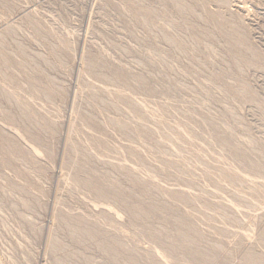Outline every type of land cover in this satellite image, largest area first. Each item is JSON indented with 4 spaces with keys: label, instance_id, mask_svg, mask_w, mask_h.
<instances>
[{
    "label": "rangeland",
    "instance_id": "obj_1",
    "mask_svg": "<svg viewBox=\"0 0 264 264\" xmlns=\"http://www.w3.org/2000/svg\"><path fill=\"white\" fill-rule=\"evenodd\" d=\"M0 35V264L264 255V0H0Z\"/></svg>",
    "mask_w": 264,
    "mask_h": 264
},
{
    "label": "bare ground",
    "instance_id": "obj_2",
    "mask_svg": "<svg viewBox=\"0 0 264 264\" xmlns=\"http://www.w3.org/2000/svg\"><path fill=\"white\" fill-rule=\"evenodd\" d=\"M135 7V6H134ZM181 8V7H180ZM130 9V8H129ZM188 10V9H187ZM190 11V10H189ZM191 11H192V9H191ZM209 18V17H208ZM28 19V18H27ZM29 20V19H28ZM227 24V23H226ZM190 27V26H189ZM169 35V34H168ZM1 36V35H0ZM235 36V35H234ZM192 37V36H191ZM229 38V37H228ZM235 38H236V36H235ZM234 37H233V39H235ZM169 40V39H168ZM230 40H231V38H230ZM236 40V39H235ZM232 41V40H231ZM238 41V40H237ZM173 43V42H172ZM239 43V42H238ZM236 44H237V42H236ZM84 48V47H83ZM86 58V57H85ZM84 58V59H85ZM93 63H90V67H91V69H93L94 67H93V65H92ZM1 68V67H0ZM35 75V74H34ZM99 76V75H98ZM110 77H111V75H110ZM124 77V76H123ZM39 78V77H38ZM112 79V78H111ZM136 79V78H135ZM138 80V79H137ZM114 81H119V78H114ZM139 81H142V80H139ZM138 82V81H137ZM40 83V82H39ZM123 82H121V84H122ZM140 83V82H139ZM120 84V85H121ZM141 84V83H140ZM125 85V84H124ZM111 86V85H110ZM35 87H36V85H35ZM114 88V87H113ZM118 88V87H117ZM121 88V87H120ZM110 89V88H109ZM111 91H112V89H111ZM128 91H130V90H128ZM113 92H115V91H113ZM127 92V91H126ZM112 93V92H111ZM112 94H114V93H112ZM116 94H119V97L120 98H124V94L125 95H127L126 93H125V91L123 92V89H120V90H118L117 92H116ZM78 95V94H77ZM134 95V94H133ZM79 99V98H78ZM133 98L132 97H130V100H132ZM128 100V99H127ZM139 100V99H138ZM116 101V100H115ZM117 103H119V102H117ZM146 102H144V104H145ZM152 105V104H151ZM71 106V105H70ZM145 106H147V104L145 105ZM72 107V106H71ZM70 108V107H69ZM145 108H147V107H145ZM143 110V109H142ZM144 111V110H143ZM108 117H110V115L108 116ZM111 117H113V116H111ZM118 118V117H117ZM117 118H111L110 120H111V122L114 124V125H116V127L117 128H119V131H120V128H122V130L124 129V130H126L127 128H129L128 129V134H126V135H128V136H132V132H131V125L130 124H126L125 122H123V121H120V118H119V120L117 119ZM69 119V118H68ZM166 120V119H165ZM41 122V121H40ZM72 122V121H71ZM92 122V121H91ZM165 123V122H164ZM110 124V123H109ZM108 125V124H107ZM109 126V125H108ZM136 126V125H135ZM39 128V127H38ZM87 128V127H86ZM181 128H182V126H181ZM112 129V128H111ZM188 129V128H187ZM113 130V129H112ZM140 130V129H139ZM58 133V132H57ZM115 133V132H114ZM127 133V132H126ZM186 133H188V132H186ZM200 134V133H199ZM188 136H189V134H188ZM205 136V135H204ZM129 138V137H128ZM130 139V138H129ZM128 140V139H127ZM163 140V139H162ZM110 141V140H109ZM131 141H132V139H131ZM25 142V141H24ZM133 142V141H132ZM26 143V142H25ZM86 144H88V143H86ZM69 145L70 146H72V147H74V148H77V144L74 142V139L72 140L71 138L69 139ZM98 145H100L99 147H103V142H98ZM117 145H119V144H117ZM33 147V146H32ZM68 148H70V147H68ZM130 150V149H129ZM173 150V149H172ZM38 151V150H37ZM66 151V150H65ZM73 151V150H72ZM94 151V150H93ZM100 152V151H99ZM127 153V152H126ZM259 153H260V151H259ZM77 154V153H76ZM131 154V153H130ZM67 155V154H66ZM253 155V154H252ZM75 156H77V155H75ZM80 156V155H79ZM136 157V156H135ZM160 157V156H159ZM84 158V157H83ZM87 158V157H86ZM132 158V157H131ZM40 159V158H39ZM80 159V158H79ZM78 159V160H79ZM73 160H76L74 157L72 158V161ZM84 160V159H83ZM183 160V159H182ZM248 160V159H247ZM80 161H81V159H80ZM75 162H77V161H75ZM159 163V162H158ZM78 164V163H77ZM137 164V163H136ZM253 165H257L258 167H260V170L259 171H264L263 169H262V166H260V165H258V164H253ZM69 167V166H68ZM72 167V166H71ZM77 167V166H76ZM62 168V167H61ZM103 169V168H102ZM28 171V170H27ZM104 171V170H103ZM129 172V171H128ZM82 173V172H81ZM87 173V172H86ZM130 173V172H129ZM142 173V172H141ZM208 175H211V173H207ZM261 174V173H260ZM66 175V174H65ZM147 175V174H146ZM74 176V175H73ZM148 177H149V175H148ZM127 178H128V176H127ZM132 178V177H131ZM78 179H81V178H78ZM83 180H84V182H83V184H86V185H89L90 184V180H92L91 178H89L87 175L86 176H83V178H82ZM134 179H137V176H135V178ZM264 179V178H263ZM129 180V179H128ZM133 180V179H132ZM146 180V179H145ZM262 180V179H261ZM78 183V182H77ZM130 183H132V182H130ZM146 183V182H145ZM79 184V183H78ZM260 185H262V184H260ZM109 186V185H108ZM107 186V187H108ZM193 189V188H192ZM107 191V190H106ZM107 193V192H106ZM118 195H119V193H118ZM156 197V196H155ZM155 199V198H154ZM153 200V199H152ZM156 200V199H155ZM61 201V200H60ZM154 201V200H153ZM56 204V203H55ZM62 205V204H61ZM107 205H108V203H107ZM221 205V204H220ZM224 205H225V203H224ZM202 207H204V206H202ZM109 208H112V207H109ZM206 209V208H205ZM198 210V209H197ZM196 210V211H197ZM209 210V209H208ZM218 210V209H217ZM227 210V209H226ZM230 210V209H229ZM243 211V210H242ZM225 212V211H224ZM138 213V212H137ZM226 213V212H225ZM56 214V213H55ZM54 214V215H55ZM144 214L145 213H139L138 214V217H140V218H142L143 216H144ZM222 214V213H221ZM228 214H231V213H228ZM191 215H192V213H191ZM225 215V214H224ZM220 216V215H219ZM225 216H223V218H224ZM54 218H56V217H54ZM220 218V217H219ZM261 219V218H260ZM241 220V219H240ZM56 221V220H55ZM215 221V220H214ZM63 222V221H62ZM178 222H180V224L181 223H185L182 219H180ZM55 224V222H53V225ZM183 225H185V224H183ZM237 225V224H236ZM78 225H76V227H77ZM240 226V225H239ZM74 227V226H73ZM191 227H193V226H191ZM247 228H248V226H247ZM89 229V228H88ZM192 230H194L193 228H191ZM226 229V228H225ZM249 229H250V227H249ZM199 231H200V229H198ZM223 230V229H222ZM242 230V229H241ZM211 231V230H210ZM224 231V230H223ZM88 232V231H87ZM101 232V231H100ZM104 232V231H103ZM102 232V233H103ZM122 232H124V231H122ZM169 232V231H168ZM225 232V231H224ZM187 233V234H186ZM72 234H74V233H72ZM198 235H200L199 233H198ZM246 234H244V236H245ZM176 237L178 236V237H180V239H181V241H180V239H179V241L180 242H182V245H183V242L184 243H186L189 247L187 248V251H188V253L189 254H192L194 257H195V260L196 261H198V260H206V261H213L214 260V258H213V254L209 251L208 252V249H206L207 250V252H203L202 250H200L198 247H197V245L195 244V243H193V242H191L190 241V239H189V234H188V232L187 231H184V230H182V229H179L177 232H176V235H175ZM214 236V235H213ZM261 236V235H260ZM76 237V236H75ZM246 237V236H245ZM248 237V236H247ZM246 237V238H247ZM262 237V236H261ZM51 238V237H50ZM49 238V239H50ZM79 239H80V237H78ZM156 238V237H155ZM157 238H160V235H157ZM198 238V237H197ZM201 238V237H200ZM55 239V238H54ZM201 240H202V238H201ZM105 241V240H104ZM110 241V240H109ZM204 241V240H203ZM208 241V240H207ZM211 242V241H210ZM261 242V241H260ZM259 242V243H260ZM49 243H50V241H49ZM112 243H113V241H112ZM55 243H53V245H54ZM207 245H208V243H206ZM252 244V243H251ZM261 244V243H260ZM103 245H104V243H103ZM116 245V244H115ZM122 245V244H121ZM200 245V244H199ZM106 246V245H105ZM108 247V246H107ZM120 247V246H119ZM200 247H202V245L200 246ZM203 247H204V243H203ZM205 247H207V246H205ZM211 248V250H220V249H222L223 247L221 246V245H215V246H213V247H210ZM263 249H264V247H262ZM117 250V249H116ZM259 251V250H258ZM54 252V251H53ZM253 252V251H252ZM110 253V252H109ZM158 257H162V256H165L164 255V253H162V252H158L157 250L154 252ZM244 253V252H243ZM104 254V253H103ZM154 256V255H153ZM246 256V255H245ZM124 257H126V256H124ZM177 257V256H176ZM224 257V256H223ZM113 258V257H112ZM163 258V257H162ZM114 259V258H113ZM112 259V260H113ZM118 259V258H117ZM121 259V258H120ZM119 259V260H120ZM134 259V258H133ZM114 260H116V258L114 259ZM130 260V259H129ZM128 260V261H129ZM140 260V259H139ZM156 259H154V261H155ZM237 260V259H236ZM123 261V260H122ZM137 261H138V259H137ZM127 263V262H126ZM48 264V263H47ZM122 264H123V262H122ZM139 264V263H138ZM158 264H162V262H160V260H158ZM241 264H264V255L263 254H258V253H250V254H248L246 257H245V259H244V261H243V263H241Z\"/></svg>",
    "mask_w": 264,
    "mask_h": 264
}]
</instances>
